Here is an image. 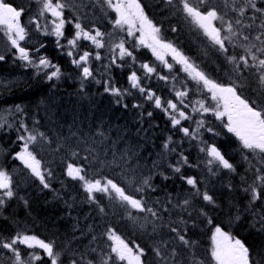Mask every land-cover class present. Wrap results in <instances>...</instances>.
Here are the masks:
<instances>
[{
	"label": "snow or ice",
	"instance_id": "snow-or-ice-1",
	"mask_svg": "<svg viewBox=\"0 0 264 264\" xmlns=\"http://www.w3.org/2000/svg\"><path fill=\"white\" fill-rule=\"evenodd\" d=\"M161 2L173 11L174 17L182 16L184 20H191L202 32L217 59L222 61L221 66L231 67L229 76L234 77L231 83L222 84L210 78L178 44L166 41L162 35L163 24L158 26L149 19L140 0H95V2L90 0V6L94 9L96 3H100L111 9L115 13V19L112 21L114 27L123 30L126 26L127 37L132 38L138 46L149 49L156 61H159L163 68L168 69L169 74L174 65L169 63L167 57H171L176 65L181 66V71L186 73V82L182 84L181 89H176L174 86L172 88L174 99L167 101L156 95L150 83L143 84L144 80L150 81L153 76L168 83V75H161L153 64L149 62L140 64L139 70L143 72V76L138 75L137 71H132L128 75V81L131 89L137 90L146 101L152 102L155 109L164 112L170 120L172 129L183 134L182 139L188 140L190 144L195 141L199 145V152L206 158L204 164L208 178L217 177L224 170L228 173H236L237 167L226 158V154L216 143H208L202 139L204 131L213 137L220 135L214 127L208 126L204 114L214 115L216 120L222 123L223 128L237 138L239 150L243 154L242 159L249 164L245 178L241 181L245 185L242 191L248 195V203L243 210L252 214L253 227L259 224L258 230L264 232V207L256 208V204L264 199V92L254 97L241 95L245 82L251 84L254 80H258L260 85H264V0H231V7L226 3L227 11L223 13L216 7H207V0H199V5H194L192 0H161ZM39 4L38 11L25 25L22 24V18L25 12L31 9L18 8L7 0H0V26L4 27L5 34L15 50L14 62L19 60L22 67L33 70L37 79L43 76L47 82L60 80L63 76L60 66L47 56L40 55L46 45L40 42L39 37H55L58 51L67 55L71 64L79 70L80 91L83 92L90 81L103 83L104 92L114 96L116 103L122 104L127 110L128 104L122 101L126 95L131 94L129 89L121 90L114 86L111 77L103 81L95 79L92 61L104 59L99 50L107 46L106 33L102 32L95 23L90 29L86 25L82 26L85 22L80 15L66 16V9H69L67 0H39ZM66 25H71L75 30L71 38L66 35ZM30 29L38 36L31 49L21 45L22 41L31 39ZM170 31L178 33L179 28L173 25ZM62 40H66L67 43H62ZM81 41L90 42L97 51L81 52ZM125 44L126 40L121 39L119 43L111 45V58L109 63L103 66L105 72L113 67H123L126 58H131L133 64L136 63L134 50H129ZM238 50H242L243 54H239ZM5 60L6 56L0 55V61ZM189 80L195 82L199 90L205 94L204 99L194 103L188 101L187 98L192 92L187 85ZM2 85L3 81L0 80V86ZM209 95L210 101H208ZM212 102L215 107H211ZM143 107L139 103L132 104L133 109H143ZM189 107L191 112L188 111ZM22 113L23 109L20 105L0 109V130L15 128L18 135L13 143L19 145V151L11 152L10 155L23 163L30 177L39 181L42 190H50L52 187L50 180L54 177V171L45 167L31 150L38 140H48V137L44 133H36L29 129L22 118ZM193 113L200 115L201 119L196 120ZM152 116L153 112L148 111L147 119H151ZM191 121L195 122V128L183 126V122ZM138 122L141 124L146 122L143 111L138 115ZM153 127L155 126L149 125L148 128L139 129L138 132L143 131L147 134ZM80 135L84 136L83 133ZM100 135L102 137L103 133ZM71 140H76L77 143L72 145ZM71 140L67 137L63 140L64 145L76 148L71 156L66 154L62 161L64 174L80 183L86 194V202L90 206L95 205L103 218L107 216L106 207L100 204L97 193L105 194L109 201L115 202L114 206L118 210L127 212V219L132 227L143 231L144 235L153 242L149 249L152 253L151 262L144 259L147 255L145 247L137 244L134 251L111 226H106L102 234L111 241L110 251L102 249L98 258L96 248L92 246L98 238L92 233L99 225L95 223L89 225V230L86 231L77 217L71 231L72 239L65 245H57L54 240L45 241L36 235L27 234V231L18 232L10 238L0 235V256L4 257L6 264H37V262L43 264V257H47L50 264H64L61 256H64L67 264H114L115 260L126 261L127 264H197L194 255L191 261L183 255L186 249L192 248L195 244L194 241L185 238L187 221L172 219L173 216L182 215L187 211L191 206L190 201L181 200L179 194L176 197L166 194L164 198L153 199L159 191L154 177L167 181L171 178L166 174L170 169L174 176L179 175L184 183L196 189L195 194L202 196L203 201L209 205L215 204L214 197L209 195L207 190L203 193L199 191L197 185L200 182L196 178L182 174L183 166L193 167V165L189 163L183 151H177L183 148L181 142L173 141L171 136L165 140L163 149L168 155H178V159L175 164H168L165 171H158L164 167L163 157L159 162L153 161L152 166L145 169L139 163H133L134 159H138L135 153H122L118 148L104 149L103 145L98 147L86 137L82 141L79 140L75 134H72ZM173 144L176 147H173ZM246 150L247 153L259 158L255 164L249 160L247 154H244ZM57 151H64V148H58ZM148 159L151 157L149 156ZM90 169L99 178L89 179ZM117 169L120 170V174H117ZM248 173L252 176L250 184L247 182ZM227 187L234 190L231 182ZM17 189L18 182L0 167V208L17 196ZM24 203L27 205L28 201L24 200ZM65 203L70 209L74 206V202L69 204L65 201ZM177 210H180L179 213ZM239 212L240 208L237 206V213ZM201 215L206 213L201 211ZM166 216L168 219H165ZM89 218L85 216L84 223H87ZM188 219L191 220V216ZM236 219H240V216L237 215ZM209 223H212L211 219ZM149 227L151 232L148 231ZM77 232L80 233L79 236L76 235ZM165 235L170 237L168 241L164 240ZM89 236H92V240L81 247L83 240H87ZM212 239L211 256L215 264H264V249L253 253L242 240L225 233L220 226L215 227ZM176 241L179 242V247ZM73 243L77 244V247L72 248ZM21 245L33 251L25 257ZM57 247H60L61 251H56ZM36 249L42 250L43 256L35 251Z\"/></svg>",
	"mask_w": 264,
	"mask_h": 264
},
{
	"label": "trees",
	"instance_id": "trees-1",
	"mask_svg": "<svg viewBox=\"0 0 264 264\" xmlns=\"http://www.w3.org/2000/svg\"><path fill=\"white\" fill-rule=\"evenodd\" d=\"M7 2L17 4L16 1L7 0ZM88 2V6H85L84 9L88 19L82 26L88 27L95 23L102 32L106 33L107 46L99 50L104 59L101 61L93 59L92 61L95 79L103 81L111 77L114 86L121 90L129 89L131 94L126 95L122 101V103L128 104V109L125 110L122 104L116 103L114 96L104 92L103 83L97 84L94 80L90 81L85 90L81 92L78 80L79 70L71 64L67 55L58 51L55 37H39L40 42L46 45L40 55L47 56L53 63L58 64L63 76L60 80L52 82H47L42 77L35 78L33 70L20 66L21 62L18 60L14 62V50L1 28L0 55H5L6 60L0 61V80L3 81V85L0 86V109L14 108L15 105H20L23 109L22 118L29 129L36 133H44L48 137V140H38L31 150L45 167L54 171V177L50 180L51 189L42 190L39 181L31 178L22 163L10 155L11 152L19 151V145L13 143L18 135L15 128L0 130V167H3L14 178V181L18 182L17 196L0 208V235L10 238L18 232L27 231V234L36 235L45 241L54 240L57 245H65L68 240L72 239L71 231L76 223V218L79 217L80 224L86 231L89 230V225L94 223L99 225L92 233L98 238L92 245L96 248L98 258L102 249L110 251L111 242H106L107 237L102 234L105 232L106 226H111L129 245L139 244L141 247H145L147 255L144 259L151 262L152 253L149 249L153 242L144 235L143 231L132 227L127 219V212L118 210L114 206L115 202L109 201L105 194L97 193L96 196L100 204L106 207L107 216L103 218L95 205L90 206L86 202V194L80 183L64 174L62 161L66 154L71 156L76 148L64 145L63 140L66 137L71 140L72 134H75L79 140L82 141L86 137L95 142L98 147L103 145L104 149L118 148L122 153H135L138 159H134L133 163H139L145 169L151 167L153 161L159 162L163 157L164 167L158 171H165L168 164H175L178 159V155H168L162 147L165 140L171 136L173 141L183 144V148L177 151H183L188 157L189 163L193 165V167L183 166L182 174L196 178L200 182L197 185L199 191L203 193L207 190L209 195L215 199L214 205L207 204L203 201L202 196L195 194L196 189L184 183L179 175L174 176L170 169L166 173L171 177L169 180L164 181L160 177H154L159 191L153 199L164 198L166 194H171L172 197L179 194L181 200L188 199L190 201L191 206L187 211H184L182 215L172 217L173 220L187 221L185 238L195 242L192 248L183 252V255L189 261L194 255L197 264H212L210 241L212 230L216 226H220L222 231L232 237L242 240L253 253L264 249V232L258 230L259 224L253 227L252 214L243 210L248 203V195L242 191L245 185L241 181L245 178L247 164L242 159L243 154L239 150L237 138L228 133L222 123H218L214 115L204 114L208 126L214 127L220 135L213 137L204 131L202 139L208 143H216L226 154V158L237 167L236 173H228L227 170H224L217 177L208 178L207 168L204 164L206 158L199 152V145L195 141L190 144L188 140L182 139L183 134L172 129L170 120L164 112L155 109L152 102L146 101L137 90L131 89L128 81V75L132 71H137L138 75L143 76V72L139 70L140 64L144 62L153 64L161 75H168V83L153 76L150 81L144 80L143 84L150 83L156 95L167 101L174 99L172 88L175 86L176 89H181L182 84L186 82V73H183L178 65H174L169 74L168 69L163 68L147 48L138 46L132 38L127 37L126 29L114 27L112 21H114L115 15L111 9L100 3H96V7L93 9L90 6V0ZM140 3H144V0H140ZM160 4L161 0H148V3L143 4L145 14L158 26L163 24L162 34L164 33L166 41L178 44L190 58L191 54L198 55L201 52L199 48L203 40L199 29L191 20H184L182 16L174 17L173 11L166 19L167 8ZM157 5L160 8L155 10ZM66 13L70 17L80 15L79 13L73 14L67 9ZM160 16L164 17L160 18ZM170 21H172V25L168 26L167 22ZM173 25L179 28L178 33L170 31ZM68 26L70 25H66V29ZM121 39L126 40L125 46L129 50H134L136 63L133 64L131 58H126L123 67H113L110 71L105 72L103 66L107 65L111 58V45L119 43ZM85 50H90L93 53L97 51L95 47L87 43L81 44L80 51ZM212 66L213 64L208 62V67L205 70H212ZM174 77L176 79H173ZM187 85L192 89L187 98L189 102L194 103L205 98L203 92L197 93L198 87L195 83L193 84V81H187ZM133 103H139L144 107L143 109H133ZM141 111L144 112L146 120L143 124L138 122V115ZM148 111L153 112L151 119H147ZM188 111L191 112V107ZM193 115L196 120L201 119L200 115L195 113ZM149 125L155 127L147 134L143 131L138 132L139 129L148 128ZM183 126L195 128L196 124L194 121L183 122ZM81 133L84 136H81ZM101 133H103L102 137ZM76 143V140H71L72 145ZM172 146L176 147L175 144ZM61 147L64 148V151H57ZM149 156L151 159H148ZM196 165L199 166L196 167ZM117 174H120L119 169H117ZM88 178L99 177L95 176L93 170L90 169ZM229 182L233 185L234 190L227 187ZM247 182L252 183V176L249 174ZM58 196L60 198H57ZM21 197L23 199H20ZM24 200L28 201L27 205ZM65 201L69 204L74 202V206L70 209ZM237 206L240 208L239 213H237ZM262 207H264V199L256 204V208ZM179 211L177 210L178 213ZM201 211L206 215H201ZM237 215L240 216L238 220L236 219ZM85 216L90 217L87 223H84ZM189 216H191V220L188 219ZM165 219L168 217L166 216ZM209 219L212 220V223H209ZM183 226L182 224L181 227ZM148 231L151 232L150 227ZM76 235L79 236L80 233L77 232ZM169 239L170 237L167 235L164 236L165 241ZM90 240H92V236L83 240L80 246L87 245ZM176 245L179 247L178 241H176ZM71 247L75 248L77 244L73 243ZM56 251H61V248L57 247ZM61 260L67 264L64 256H61ZM37 264H41V262H37ZM43 264H50L47 257H43ZM114 264L124 263L115 260Z\"/></svg>",
	"mask_w": 264,
	"mask_h": 264
},
{
	"label": "rangeland",
	"instance_id": "rangeland-1",
	"mask_svg": "<svg viewBox=\"0 0 264 264\" xmlns=\"http://www.w3.org/2000/svg\"><path fill=\"white\" fill-rule=\"evenodd\" d=\"M11 1H16L17 4H13V5L18 7V8L19 7H24L25 9H29V8L31 9V11H26L24 16H23V18H22V24H25V25H27L29 18L31 16H33L38 11L39 6H40L39 0H11ZM88 1L89 0H67V2L69 3V9H67V10L70 11L71 13H73V14L79 13L80 16L82 17V19L85 21L88 18H87V15L84 13V9H85V6H88V4H89ZM93 1H95V0H93ZM145 2L148 3V0H144V3H142L143 7H144L143 4H145ZM192 3L194 5H199V0H192ZM226 3L228 4L229 7H231V0H207V7H216V8H218L221 11V13H223V12L227 11V9L225 8V4ZM160 5H162L163 7L167 8V5H165L162 2H161ZM159 8H160V6L157 5L154 9L156 10V9H159ZM204 10H206V8ZM167 11H168V15L166 16V19L171 14L172 10H169L167 8ZM65 14H66V16L70 17L69 15H67V13H65ZM114 15H115V13H114ZM163 17L164 16H160V18H163ZM167 23H169V24H167L168 26L172 25V21L167 22ZM216 23H217V26H219L218 22H216ZM1 28L3 29L4 36L8 40V37L5 34L4 27L0 26V30H1ZM33 28H34V26H33ZM87 28L88 29L92 28V25H88ZM125 29H126V26H125ZM74 31H75L74 28L70 25L66 29V35L69 38H71L72 35L74 34ZM199 32L202 35V32L200 30H199ZM30 35H31V39H26V41H22L21 45L31 49L32 45L36 43V41L38 39V36L31 29H30ZM136 35H139V33H136ZM162 35L164 36V33ZM193 37H194V35H193ZM202 37H203V35H202ZM9 43H10V41H9ZM62 43L66 44L67 41L66 40H62ZM85 43L89 44L92 47H95L94 45H91L90 42L81 41L82 45H84ZM11 48H12V46H11ZM66 51H67V49L65 50V52ZM199 51H201L199 53L200 55L199 54L198 55L191 54V58L196 64L201 66V69L204 70L209 75L210 78H212V79H214V80H216V81H218V82H220L222 84H229V83L232 82L234 77H230L229 76V72L231 71V67L230 66H228V67H222L221 66L222 65V61L217 59V56L214 54L211 46L209 45L208 41L204 37H203V40L200 43ZM238 51H239V54H243L242 50H238ZM15 55H16V53H15V50H14V56ZM167 59H168L169 63H173V65H176L171 60V57H167ZM18 62H20V61L18 60ZM208 62L211 63V64H214L212 66V68H213L212 70H209V69L205 70L208 67ZM178 66L181 69V66L180 65H178ZM41 77L44 78L43 76H41ZM194 83L195 82H193V84ZM199 91H200L199 88H197V93ZM260 92H264V85H260L258 80H254L251 84L245 82L244 90L241 92V95H242V97H254L256 94H258ZM208 101H210V95L208 96ZM211 107H215L214 102L211 103ZM208 114H210V113H208ZM218 123H220V121H218ZM246 152H247V150H246ZM247 155L249 156V160H251L254 164L259 159L258 157H256L255 155H253L251 153H247ZM245 163L247 164L245 166V170L247 171L248 168H249V164L246 161H245ZM22 165H23V163H22ZM248 174L251 175V173H248ZM214 230H215V228L212 230V233H211V241H210V243H211V251H212V248H213V239H212V237H213ZM105 241L107 242L109 240L106 238ZM20 247H21L23 255L25 257L28 256V253L30 251H33L32 249H27L26 246H22L21 245ZM129 247L133 248V250L135 251V244H131V245H129ZM35 251L40 252V254L43 256L42 250L36 249ZM123 263L127 264L126 261H123ZM0 264H6V261H5L4 257H2V256H0ZM212 264H215L214 260H213Z\"/></svg>",
	"mask_w": 264,
	"mask_h": 264
},
{
	"label": "bare ground",
	"instance_id": "bare-ground-1",
	"mask_svg": "<svg viewBox=\"0 0 264 264\" xmlns=\"http://www.w3.org/2000/svg\"><path fill=\"white\" fill-rule=\"evenodd\" d=\"M198 42V41H197ZM205 48V47H204ZM219 60V59H218ZM214 65V64H213ZM215 68V67H214ZM223 70V69H222Z\"/></svg>",
	"mask_w": 264,
	"mask_h": 264
}]
</instances>
